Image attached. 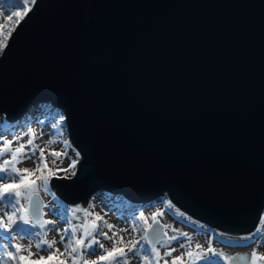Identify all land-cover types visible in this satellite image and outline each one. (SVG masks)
I'll return each instance as SVG.
<instances>
[{
  "label": "water",
  "instance_id": "95a60500",
  "mask_svg": "<svg viewBox=\"0 0 264 264\" xmlns=\"http://www.w3.org/2000/svg\"><path fill=\"white\" fill-rule=\"evenodd\" d=\"M50 105L81 156L62 202L164 194L240 236L264 213V0H36L0 56V116Z\"/></svg>",
  "mask_w": 264,
  "mask_h": 264
},
{
  "label": "snow or ice",
  "instance_id": "6c2138e0",
  "mask_svg": "<svg viewBox=\"0 0 264 264\" xmlns=\"http://www.w3.org/2000/svg\"><path fill=\"white\" fill-rule=\"evenodd\" d=\"M35 3L36 0H9L8 3L0 4V6L6 9L13 7L23 9ZM9 14L16 15L12 11ZM6 47V44L0 43V54ZM35 124L41 128L39 135L29 125L22 131H18L11 140L6 136H0V181H3L0 183V235L4 241L0 244V264H68L69 261L71 264H101V262L103 264H133V261L137 264H161V261L163 264H188V261H192L193 264H222V260L244 259V257H226L222 251H218L213 246V240L216 237H223L220 240L221 244L232 243L223 232H206L205 234L209 236L207 247L199 242H196L193 247L192 235L176 228H171L173 234L169 235L170 226L157 218L162 217L163 212H155L151 217V223L144 218L142 210L135 212L131 216L133 220L131 231L133 234L137 233L141 221H143V231L140 232L138 239L127 242L123 236L117 239V233L114 231L111 236L108 232L102 231V227L112 231L114 225L104 221L98 214L95 215L89 229L88 217L93 215L94 204L69 208L55 196L50 188V180L56 173L49 168L47 157H52L54 167L57 166V161L60 164L63 163L61 156L68 157L69 168L75 169L80 153L75 152L76 158L69 157L71 145L68 140L63 139V125L57 126V119H53L50 123L37 119ZM45 135L48 139L43 147L35 143L37 139L43 141ZM24 137L28 139L24 141ZM26 147L27 151H25ZM26 159L32 160L36 165L35 171L17 167ZM56 170L61 169L56 167ZM46 171L47 174H45ZM63 171L67 173L68 169ZM37 172L39 175H36ZM72 175H75L74 171ZM33 176L35 179H31ZM56 178L61 179L66 176ZM41 192L51 196V206L44 202ZM165 199L160 202L162 206L165 204ZM167 204L169 208L172 207L170 201H167ZM45 216L52 218L44 219ZM72 219H77L80 223L73 224ZM57 221L62 222L64 226L57 228ZM96 221H103V224H97ZM49 225L51 227H48ZM193 227L198 231L204 230L202 225H197L195 222ZM52 231L59 235L63 252L55 247L58 242L56 239L51 241L47 239L48 233ZM121 231H127V229H121ZM78 232L80 235H77ZM26 239L29 241L27 245L22 243ZM240 239L246 241L245 247L252 248L250 264H257V260L264 261V253L258 251L261 244H264V233L261 229L257 228L252 234ZM101 240L110 241V246H106ZM173 242H178V247H173ZM33 246L36 252L32 251ZM162 249L163 254H161ZM180 250H183L181 254L173 257L172 254ZM42 252L48 255L45 256L41 254ZM86 255H95L97 259L89 261ZM169 257L171 260L167 259Z\"/></svg>",
  "mask_w": 264,
  "mask_h": 264
},
{
  "label": "rangeland",
  "instance_id": "374dc122",
  "mask_svg": "<svg viewBox=\"0 0 264 264\" xmlns=\"http://www.w3.org/2000/svg\"><path fill=\"white\" fill-rule=\"evenodd\" d=\"M8 2H9V0H0V4H6ZM32 7H33V5L27 6L23 9L16 8V7H13L11 9H6L3 6H0V43L6 44V45L8 44L12 34L14 33V31L16 30L18 25L24 20V18L29 13V11L32 9ZM10 11L15 12L16 15H10L9 14ZM0 56H1V54H0ZM37 119H42L48 123H50L53 119H57V126H59L60 124L63 125V129H62L64 132L63 139H66L70 142V139H69V136L67 133V126H66V122H65L64 112H62V111H59V112H48V111H46V112H44V110L40 107L31 110L19 123L17 122L18 125H15V127H13V128L12 127L9 128L10 125H13V124L8 123L6 121L4 115H1L0 116V129H1L0 130V136H6L7 139L11 140V139H13V136L18 133V131H22L25 127H27L29 125H31L32 128L34 129V131L37 133V135H39L41 128L39 125L35 124V121ZM27 139H28V137H24V141H26ZM47 139H48V136L45 135L43 138V141L37 139L35 141V143H38L43 147L44 142L47 141ZM70 145H71V147L69 148V157L76 158L75 152H78V151L71 144V142H70ZM13 146L15 147V145H13ZM53 147H57V146H53ZM25 151H27V147H26ZM46 153H47V150H46ZM60 159L63 160V163L60 164L59 161H57V166L54 167L52 165V157L51 156L47 157V162H48L49 168H52V170L56 173V175H54L50 180V188H51V191L55 193V196L61 201V199L57 196L55 190L53 189L51 183H52L53 179H58V178H56L57 176H59V177H65L66 176V179L73 178L76 175L77 167H78L79 163L81 162V156H79V158H78V163L76 164L75 169L69 168L70 159L68 157L61 156ZM17 167L21 168V169L22 168H28V169L33 170V171H35V169H36V165L30 159L24 160V162L18 164ZM56 167H58L61 170L57 171ZM63 169H68L67 173L65 171H63ZM73 171L75 172V175H72ZM45 174H47V171L45 172ZM36 175H39V173L37 172ZM31 179H35V176L31 177ZM0 183H3V181H0ZM41 197L43 198V200L46 204H49L51 206V203H52L51 196L45 195L43 192H41ZM115 197H117V196H115ZM115 197L110 196L109 193L96 192L90 198L89 203L94 204L95 207H94L93 215L88 217L89 229H91V224H92V221L95 219V215L98 214L99 216L103 217L104 221H107L109 224L114 225V228L112 231H109L107 228H103V227L101 228L102 231L108 232L109 236H111L112 232L114 231L117 233L116 238L119 239L120 236H123L125 242H127L128 240H131V239H138L140 232L143 231V221H141V224L138 225V229H139L138 232L133 234L131 231V226L133 224V220L131 219V216H133L135 214V212H137L138 210H142L144 212V218H146L149 223L152 222L151 217L155 212H163L164 215L162 217H157V218L160 219L162 223L170 226V228L168 229L169 235L173 234L171 232V228H176V229H179L180 231L188 232L193 237V247H194V244L196 242H199L200 244L207 247V242H208L209 236H207L205 234L206 232H222V231L211 228L208 225H205V224L195 220L194 218H192L191 216H189L185 212L181 211L171 201L168 194H164L163 198L158 199V201H156L154 204H152L146 208H143V209H141L139 207L138 208L128 207L127 204H125V203L120 204L118 201L111 202L112 199H115ZM162 199H165V204L163 206L160 203ZM167 201L171 202V205H172L171 208L168 207ZM89 203H88V205H89ZM64 205H66V204H64ZM121 205H123V207L120 208ZM66 206H68L69 208H74L77 205H74V206L66 205ZM79 206H81V205H79ZM45 212H47V209H45ZM105 213H106V215H105ZM181 213H183L184 215L181 216L180 215ZM50 218H52V217L51 216H45L44 217V219H50ZM70 219H71V215H70ZM193 222H195L197 225H202L204 230L198 231L196 228L193 227ZM72 223L73 224H79L80 221L77 219H72ZM96 223L102 225L103 221H96ZM63 226L64 225L62 224V222H60V221L56 222L57 228H62ZM48 227H51V225H49ZM257 228L261 229V232L264 233V213L262 215V218H261ZM121 229H127V231H121ZM252 233H250V234H252ZM225 234H226V237L232 243L231 244H221L220 240L223 239V237H216V239L213 240V246L218 251H222L226 257H229V258H231V257H238V258L244 257V259L222 260V264H250L252 248L245 247L244 244L246 243V241H243L240 239L241 237L248 236L250 234H245V235H240V236H233V235H230L227 233H225ZM77 235H80V233L78 232ZM47 239L49 241H51L52 239H56L58 242L55 245V247L60 248L61 252L64 251L63 245L59 243L60 237L56 232H54V231L49 232L47 235ZM101 242L105 243L106 246H110V244H111L110 241L101 240ZM3 243H4L3 237H2V235H0V244H3ZM22 243L27 245L29 243V241L26 239V240L22 241ZM172 246L178 247V242H173ZM253 247H255V245H253ZM32 251L36 252V248L34 246L32 247ZM163 251L164 250L162 249L161 254H163ZM181 251H183V250L174 252L172 254L173 257L179 256L181 254ZM197 251H199V250H197ZM258 251L260 253H264V244H261ZM41 254H43L45 256L48 255V253H46V252H42ZM61 258L63 259L64 257H61ZM86 259L91 261V260H96L97 257L95 255H86ZM167 259L171 260V257H169ZM185 260L187 261V257H185ZM68 264H71V261H69ZM101 264H103V262H101ZM133 264H137V262L133 261ZM161 264H163V261H161ZM188 264H193V262L188 261ZM257 264H264V261L257 260Z\"/></svg>",
  "mask_w": 264,
  "mask_h": 264
},
{
  "label": "trees",
  "instance_id": "16d2710c",
  "mask_svg": "<svg viewBox=\"0 0 264 264\" xmlns=\"http://www.w3.org/2000/svg\"><path fill=\"white\" fill-rule=\"evenodd\" d=\"M50 105H43L42 107H40V108H42L43 110H44V112H46V111H48V112H59V111H56V110H51V108L49 107ZM19 123V122H18ZM18 123H10V124H13V125H10V127L9 128H13V127H15V125H18ZM1 130V129H0ZM110 196H112V195H110ZM113 197V196H112ZM115 197V196H114ZM161 198H163V196L161 197ZM113 201H118L120 204L122 203V204H127L128 205V207H132V208H134L135 206L134 205H132V204H130L129 203V201L128 200H126L125 198H123L122 196H117V197H115V199H112V201L111 202H113ZM62 202V201H61ZM63 204H66V203H64V202H62ZM66 205H68V204H66ZM118 206V205H117ZM121 207H123V205H121L120 206V208ZM136 208H138V207H136ZM88 225V228H89V223L87 224Z\"/></svg>",
  "mask_w": 264,
  "mask_h": 264
}]
</instances>
